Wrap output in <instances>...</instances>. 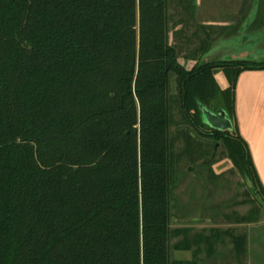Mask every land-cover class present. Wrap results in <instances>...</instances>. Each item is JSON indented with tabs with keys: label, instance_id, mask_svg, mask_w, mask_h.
Instances as JSON below:
<instances>
[{
	"label": "trees",
	"instance_id": "16d2710c",
	"mask_svg": "<svg viewBox=\"0 0 264 264\" xmlns=\"http://www.w3.org/2000/svg\"><path fill=\"white\" fill-rule=\"evenodd\" d=\"M196 11L197 0H0V264H197L174 257L193 245L196 256L201 245L214 254L220 229L191 239L171 227L173 75L186 120L215 141L214 154L225 143L264 203L235 100L240 74L264 60L208 61L207 41L188 71L170 36L198 39ZM211 104L232 131L204 122ZM181 134L187 151L211 147ZM258 213L239 221L257 223ZM234 244L242 253L244 238Z\"/></svg>",
	"mask_w": 264,
	"mask_h": 264
},
{
	"label": "rangeland",
	"instance_id": "374dc122",
	"mask_svg": "<svg viewBox=\"0 0 264 264\" xmlns=\"http://www.w3.org/2000/svg\"><path fill=\"white\" fill-rule=\"evenodd\" d=\"M170 10L173 21H177L179 16H177L176 10L173 7ZM258 18L257 20L264 19L263 16ZM194 32L195 27L187 29V37H194L192 36ZM252 36L264 38V34H252ZM178 38L174 32L171 33V43L183 46L180 63L188 71H191L196 62L186 58L191 57L194 51L200 47L199 42L195 39L192 43H188L184 38L181 41ZM262 42L263 40L257 42L253 39L244 46L252 54L250 60L254 59L256 53L263 58L255 61L264 60ZM226 43L218 44L213 49L210 58L206 59H209L208 61L230 60L228 56L240 51L236 44ZM215 78L221 88L228 87V83H225L227 78L224 72H217ZM170 93L173 98L171 139L173 141L172 177L174 180V209L171 227L172 229L189 228L188 237L191 239L196 235H211L210 231H206L211 228H219L223 235L226 233L223 237L224 241L218 242L215 246L212 256H209L203 245H201L199 255H194L193 251L197 246L193 245L192 251H174V257L191 260L197 264H264V203L261 197L257 196L252 188L246 187L243 174L228 157L225 143L220 142L214 154L215 141L201 137L186 120L180 107L179 84L174 75L170 80ZM204 107L216 110V113L225 112L215 104ZM182 129L189 130V133L193 134L195 138L201 139L203 143H210L211 147L206 148L205 154H201L200 150L196 148L187 151V140L186 136L181 134ZM211 157V164L203 166L204 161ZM256 209L261 211L257 214V223H240V218L248 217ZM234 237L244 238L245 244L242 253H236ZM182 239L183 236L176 237L173 239V243Z\"/></svg>",
	"mask_w": 264,
	"mask_h": 264
},
{
	"label": "crops",
	"instance_id": "0c3cea01",
	"mask_svg": "<svg viewBox=\"0 0 264 264\" xmlns=\"http://www.w3.org/2000/svg\"><path fill=\"white\" fill-rule=\"evenodd\" d=\"M195 16L199 20L196 19L197 23L205 27L203 29L199 26L200 32L197 39L199 46L203 42L210 43V51L205 59L210 58L213 49L224 42L236 44L240 48V51L228 56L230 60H250L252 54L244 46L253 39L257 42L263 40L264 45V38L252 36V34H264V19L257 20L258 17H264V0H197ZM180 28L181 26H178L175 31ZM184 40L192 43L186 38ZM256 55L253 60L263 58L257 53ZM225 83L227 84L228 81ZM235 100L239 133L248 145L256 172L264 188V70L245 71L240 74ZM213 229L219 228L206 231Z\"/></svg>",
	"mask_w": 264,
	"mask_h": 264
},
{
	"label": "water",
	"instance_id": "95a60500",
	"mask_svg": "<svg viewBox=\"0 0 264 264\" xmlns=\"http://www.w3.org/2000/svg\"><path fill=\"white\" fill-rule=\"evenodd\" d=\"M203 119L204 122L211 128L219 131H232L233 123L226 115L225 112L215 113L210 109L203 108ZM248 186L253 187V184L250 179H247Z\"/></svg>",
	"mask_w": 264,
	"mask_h": 264
},
{
	"label": "flooded vegetation",
	"instance_id": "af4514ba",
	"mask_svg": "<svg viewBox=\"0 0 264 264\" xmlns=\"http://www.w3.org/2000/svg\"><path fill=\"white\" fill-rule=\"evenodd\" d=\"M212 111H214V110H212ZM215 113H216V111H214Z\"/></svg>",
	"mask_w": 264,
	"mask_h": 264
}]
</instances>
